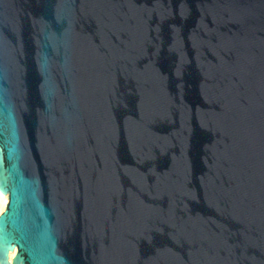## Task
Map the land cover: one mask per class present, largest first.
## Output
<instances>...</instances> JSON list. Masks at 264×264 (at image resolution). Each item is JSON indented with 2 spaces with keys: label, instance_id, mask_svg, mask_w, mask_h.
<instances>
[{
  "label": "water",
  "instance_id": "1",
  "mask_svg": "<svg viewBox=\"0 0 264 264\" xmlns=\"http://www.w3.org/2000/svg\"><path fill=\"white\" fill-rule=\"evenodd\" d=\"M0 264H264V0H0Z\"/></svg>",
  "mask_w": 264,
  "mask_h": 264
},
{
  "label": "bare ground",
  "instance_id": "2",
  "mask_svg": "<svg viewBox=\"0 0 264 264\" xmlns=\"http://www.w3.org/2000/svg\"><path fill=\"white\" fill-rule=\"evenodd\" d=\"M7 203H8V199L4 200L3 195L0 192V214L3 212V210L6 207Z\"/></svg>",
  "mask_w": 264,
  "mask_h": 264
}]
</instances>
